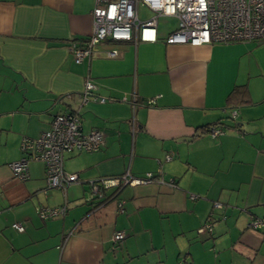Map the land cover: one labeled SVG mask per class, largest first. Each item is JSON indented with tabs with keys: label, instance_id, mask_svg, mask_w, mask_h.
<instances>
[{
	"label": "crops",
	"instance_id": "1",
	"mask_svg": "<svg viewBox=\"0 0 264 264\" xmlns=\"http://www.w3.org/2000/svg\"><path fill=\"white\" fill-rule=\"evenodd\" d=\"M95 2L0 0V264H264V224L251 225L264 219V40L172 44L178 20L160 16L170 23L158 18L156 42L107 39L77 63L71 46H86ZM88 77L104 102L82 104ZM236 86L250 101L230 107ZM70 111L83 133L104 134L98 150L65 153L79 179L47 188L38 160L15 176L22 139ZM217 122L218 136L202 128ZM127 171L156 180L91 198L93 182ZM64 204L63 216L39 215ZM118 231L126 237L114 242Z\"/></svg>",
	"mask_w": 264,
	"mask_h": 264
},
{
	"label": "built area",
	"instance_id": "2",
	"mask_svg": "<svg viewBox=\"0 0 264 264\" xmlns=\"http://www.w3.org/2000/svg\"><path fill=\"white\" fill-rule=\"evenodd\" d=\"M149 6L154 15L140 20L137 12L138 0H96L92 10L93 31L86 46H71L75 61L80 63L85 57H91L97 44L111 39L113 41L156 42L158 18L174 16L178 20L177 28L167 37L172 44L202 45L206 43H232L241 41L264 40V0H141ZM108 56H118L117 50L108 52ZM96 83L88 77L82 91V104L92 97L104 102L103 97L95 96ZM237 111L231 116L235 118ZM224 130L215 127L212 136H218ZM104 144L101 130H93L87 134L82 131L81 118L78 111L57 114L50 127L37 137H24L21 150L24 158L11 164L15 176L26 179L29 176V161H42L46 167L47 188L66 189L75 183L77 173H68L64 169L65 153L73 150L95 151ZM171 159V155L167 156ZM156 180L154 173L148 172L143 177H135L129 171L117 177H105L92 183V195L105 198V192L111 188L124 185L146 184ZM221 207L220 204H217ZM39 215L43 219L60 217L67 213V205L59 207H39ZM264 219H254L252 226L259 228ZM13 227L24 230L22 223H14ZM211 230V224L206 226ZM203 228H201V231ZM126 232L118 231L114 242H121ZM176 264H189L181 258Z\"/></svg>",
	"mask_w": 264,
	"mask_h": 264
},
{
	"label": "trees",
	"instance_id": "3",
	"mask_svg": "<svg viewBox=\"0 0 264 264\" xmlns=\"http://www.w3.org/2000/svg\"><path fill=\"white\" fill-rule=\"evenodd\" d=\"M234 97H237L238 99H240L241 102H244V103H249L250 101V96H249V93L247 92V90L245 89L244 86H236V88L234 89V91L231 92L230 96H229V100H228V103H229V106H233L235 103L234 102ZM232 117V116H231ZM234 118V117H233ZM224 123L223 122H217L215 124H212V125H206V126H203L202 128L204 129V131H209L211 133V130L215 127H219V128H222L224 127ZM154 177L155 176V173H154ZM110 198L107 197L105 201H107L108 199Z\"/></svg>",
	"mask_w": 264,
	"mask_h": 264
},
{
	"label": "rangeland",
	"instance_id": "4",
	"mask_svg": "<svg viewBox=\"0 0 264 264\" xmlns=\"http://www.w3.org/2000/svg\"><path fill=\"white\" fill-rule=\"evenodd\" d=\"M168 21H169V22H168ZM167 23H168V24H167ZM169 23H170V19H167V18H165V17H160L159 25H160L161 27H163V26H168Z\"/></svg>",
	"mask_w": 264,
	"mask_h": 264
}]
</instances>
